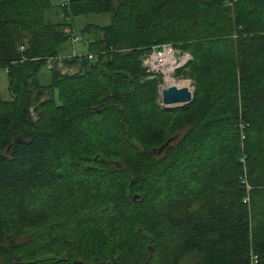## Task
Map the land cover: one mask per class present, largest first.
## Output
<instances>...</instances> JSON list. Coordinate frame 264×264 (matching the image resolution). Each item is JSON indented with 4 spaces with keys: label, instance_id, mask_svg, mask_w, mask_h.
I'll use <instances>...</instances> for the list:
<instances>
[{
    "label": "trees",
    "instance_id": "trees-1",
    "mask_svg": "<svg viewBox=\"0 0 264 264\" xmlns=\"http://www.w3.org/2000/svg\"><path fill=\"white\" fill-rule=\"evenodd\" d=\"M227 1L69 0L45 24L49 0H0V264H264V0ZM100 14L91 59L40 84L68 21ZM161 43L192 57L175 110L139 66Z\"/></svg>",
    "mask_w": 264,
    "mask_h": 264
},
{
    "label": "rangeland",
    "instance_id": "rangeland-1",
    "mask_svg": "<svg viewBox=\"0 0 264 264\" xmlns=\"http://www.w3.org/2000/svg\"><path fill=\"white\" fill-rule=\"evenodd\" d=\"M65 1L66 0H50V4L54 5V6L55 5L59 6ZM71 1H74V0H71ZM52 10H55V8H52ZM52 10L43 14L45 24H47V23L48 24H56L57 22H59V19L57 17L55 18V17L51 16L50 12H52ZM229 12L231 13L230 10H229ZM108 23H109V16L107 14L72 17L69 21V24H70L71 29H72V35H75L77 37V42L71 43L70 39H68L66 42L62 43L58 47L57 58H52L50 60H47L45 67L43 69H41L38 73V79H39L40 84H47L48 78H49L47 70H49V68H51V67H55L61 73V75L71 76V75L75 74L77 72L76 66L66 67L61 63V60L58 57L64 58V57H70V56L85 55L87 53L86 43L88 45L89 42H91L93 40L94 36H93L92 32L89 35L81 34L80 29H82L85 25L103 27V26L108 25ZM57 30L59 31V28H57ZM161 44H163V43H161ZM165 44H169V43H165ZM155 45H158V44H155ZM149 46H151V45H149ZM47 64L50 65V67ZM179 72L174 74L173 82L187 81L189 83L190 94L192 95V99H193V92H194L193 81L184 75V73L187 72V68L185 67L184 69L179 70ZM170 82H172V81H170ZM170 82H168L166 84V87L172 86V85H170ZM156 87H157V84H156ZM173 87H175V86H173ZM6 88H7V76L3 70H0V95L4 101H9V100H11V97H10V94H8ZM175 88H177V87H175ZM155 91H156V94L154 97V101L159 108L173 109V110L179 109L180 105L179 106L178 105L177 106H171L169 108H166L164 106L161 107L159 105L160 104L159 91L157 90V88L155 89ZM44 101H45V99H42V102H44ZM36 105L37 104L33 103L28 109L29 115H30L31 119L34 121L37 118V114L35 113ZM184 106H182V107H184ZM182 107H180V108H182ZM156 224L148 227V228H150V231L152 232L153 236H156V234H155ZM21 240H22V238L16 240L15 243H19ZM152 245H154V243H149L148 245L146 244L145 248H144L145 252H147V254L151 255V256H153V251H155L153 249ZM155 257L159 258L158 255H155ZM187 260H188V258H184V260H182V262H180V264H187Z\"/></svg>",
    "mask_w": 264,
    "mask_h": 264
},
{
    "label": "built area",
    "instance_id": "built-area-1",
    "mask_svg": "<svg viewBox=\"0 0 264 264\" xmlns=\"http://www.w3.org/2000/svg\"><path fill=\"white\" fill-rule=\"evenodd\" d=\"M233 1L235 0H228L226 6L231 7ZM66 2L67 1L63 2L59 6H64ZM58 18L64 19L61 14ZM64 32L69 34L71 43L77 42V37L72 35V29L70 30L68 28H64ZM21 49L22 48L19 47V50ZM85 56L87 59H91L92 57L90 53H86ZM191 61L192 57L188 51L182 50L171 44L164 43L148 47L139 58V66L145 75V79L155 80L157 82L156 88L159 91L160 100L161 91L166 88V84L169 81H172L173 84L174 74L179 70L184 69ZM48 66L50 67V65ZM159 105L163 107L161 101ZM241 128L242 127L240 125V129ZM240 139L243 140V135L240 136ZM247 262L248 264H257V256L251 250L248 252Z\"/></svg>",
    "mask_w": 264,
    "mask_h": 264
},
{
    "label": "water",
    "instance_id": "water-1",
    "mask_svg": "<svg viewBox=\"0 0 264 264\" xmlns=\"http://www.w3.org/2000/svg\"><path fill=\"white\" fill-rule=\"evenodd\" d=\"M191 100H192V95L187 91L186 88H175L173 86H168L165 89H163L160 94L161 104L166 108L177 105L178 106L180 105V107H182L184 105H187L189 102H191ZM169 142L170 139L166 140L164 144L160 146L157 150H152V153L159 154ZM132 199L133 200L136 199V196H133ZM74 264H82V263L76 262Z\"/></svg>",
    "mask_w": 264,
    "mask_h": 264
},
{
    "label": "bare ground",
    "instance_id": "bare-ground-1",
    "mask_svg": "<svg viewBox=\"0 0 264 264\" xmlns=\"http://www.w3.org/2000/svg\"><path fill=\"white\" fill-rule=\"evenodd\" d=\"M170 85L175 86L177 88H186L187 91L190 93V87H189V83L187 81L173 82V84H172V82H170Z\"/></svg>",
    "mask_w": 264,
    "mask_h": 264
},
{
    "label": "crops",
    "instance_id": "crops-1",
    "mask_svg": "<svg viewBox=\"0 0 264 264\" xmlns=\"http://www.w3.org/2000/svg\"><path fill=\"white\" fill-rule=\"evenodd\" d=\"M66 1H69V0H66ZM49 2H50V0H49ZM55 7H57V6L56 5L55 6L54 5H51V8H55ZM50 10H52V9H50ZM57 12H58V9L55 8V10H52V12H50V14H51V16H53V17L56 18L57 17ZM78 17H80V16H78ZM70 28H71V26H70ZM80 31H81V29H80ZM86 50H87V43H86ZM58 58H63V57H58ZM64 58H66V57H64Z\"/></svg>",
    "mask_w": 264,
    "mask_h": 264
}]
</instances>
